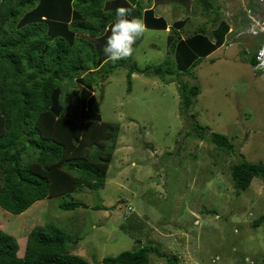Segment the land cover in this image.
<instances>
[{
  "label": "rangeland",
  "instance_id": "rangeland-1",
  "mask_svg": "<svg viewBox=\"0 0 264 264\" xmlns=\"http://www.w3.org/2000/svg\"><path fill=\"white\" fill-rule=\"evenodd\" d=\"M209 1L212 8L204 9L192 0L196 13L185 30L206 26L219 7L243 40L182 76L200 86L194 105L182 112L170 76L133 73L127 89V65L117 67L94 91L102 120L119 124L104 184L36 201L21 214L0 208L4 231L20 241L35 225L54 223L81 238L72 253L88 264L148 244L177 256L176 264H264V220L253 225L264 214V181L253 178L236 195L230 175L242 158L264 163V72L240 58L238 49L251 42L237 28L250 1L259 0ZM165 41V31L147 29L132 59L139 66L162 63ZM194 121L229 136L233 151L217 150L207 134L188 133ZM71 199L108 208L58 206ZM149 257L151 264H166L154 253Z\"/></svg>",
  "mask_w": 264,
  "mask_h": 264
},
{
  "label": "trees",
  "instance_id": "trees-1",
  "mask_svg": "<svg viewBox=\"0 0 264 264\" xmlns=\"http://www.w3.org/2000/svg\"><path fill=\"white\" fill-rule=\"evenodd\" d=\"M152 1L155 5L172 4L188 9L192 4V0ZM261 1H250L248 8L256 12L263 6ZM200 2L204 9L213 6L209 0ZM131 3L136 5L131 16L141 18L146 28L167 27L164 17L156 16L150 3L142 0ZM120 6H129V0H0V208L3 210L21 214L36 201L86 187L95 190L104 184L119 124L102 120L94 91L95 85H102L114 69L127 65V89L133 73L154 74L162 80L167 79L165 75L170 76L167 80H176L183 112L194 105L200 86L182 80V76L194 75L192 69L207 60V55L223 44H230L226 41L230 24L217 7L206 26L191 31L184 28L190 21L188 16L173 21L166 36V57L162 63L139 66L133 55L127 60L109 61L103 49ZM261 11L264 13L263 7ZM242 16L238 34L255 36L257 40L240 49L239 55L255 69L262 35H253L245 11ZM140 40L134 45L135 50ZM209 60L213 62L214 58ZM255 72L264 71L255 69ZM188 133L198 137L207 134L217 150L233 151L229 136L209 131L198 122L194 121ZM230 175L234 192L239 195L253 178L264 181V163L242 158L231 166ZM58 206L62 210L107 208L75 199L63 200ZM263 220L264 214L254 219L253 225L256 227ZM2 227L0 224V264H88L72 253L81 238L69 236L54 223L35 225L20 241ZM150 253L163 258L166 264L177 262V256L148 244L103 257L102 264H151Z\"/></svg>",
  "mask_w": 264,
  "mask_h": 264
},
{
  "label": "clouds",
  "instance_id": "clouds-1",
  "mask_svg": "<svg viewBox=\"0 0 264 264\" xmlns=\"http://www.w3.org/2000/svg\"><path fill=\"white\" fill-rule=\"evenodd\" d=\"M135 8L136 5L129 0V6H120L116 9L115 19L109 29L111 34L107 36L103 49L109 61L116 62L131 58L135 51L134 45L138 39L143 37L146 31L143 20L131 16ZM259 67H264V63Z\"/></svg>",
  "mask_w": 264,
  "mask_h": 264
},
{
  "label": "crops",
  "instance_id": "crops-1",
  "mask_svg": "<svg viewBox=\"0 0 264 264\" xmlns=\"http://www.w3.org/2000/svg\"><path fill=\"white\" fill-rule=\"evenodd\" d=\"M143 2H145V3H150L151 4V6H154V9H155V14H156V16H163L164 17V19L166 20V22H167V27L165 28V29H155V28H146V30L147 29H155V30H163V31H165V33H166V36H167V34H168V32L169 31H171L170 30V28H171V24L173 23V21H175V20H179V19H182V18H185V17H189V25L188 26H190L192 23H191V19H194V14H195V8H194V5L193 4H191L190 5V7H189V9L188 8H186V7H181V6H173L172 4H159V5H155L154 4V1H152V2H150V0H142ZM224 9L225 10H227L225 7H224ZM222 16H223V18H226L225 16H224V14H222ZM227 16V15H226ZM227 19V18H226ZM239 21H241V20H239ZM209 22V21H208ZM208 22H206V23H208ZM229 22V21H228ZM229 24H230V29H229V34L227 35V40L226 41H228V39H230L231 40V42H230V45L232 46L233 44L235 45L237 42L236 41H241V40H243V39H238V37L237 36H231V35H233V34H235V33H233V29H232V27H231V23L229 22ZM239 25V23L237 24V26ZM210 26V25H209ZM187 27V24L184 26V28H186ZM237 29V28H236ZM179 33H181V35H185V32H183V31H179ZM249 38V37H248ZM236 40V41H235ZM248 41V39H245V41ZM250 42H252V41H255V36H253V37H250ZM166 43V42H165ZM139 45V44H138ZM227 45H229V44H227ZM224 47H226V45L225 44H223L222 46H220V47H218L217 49H215L213 52H211L209 55H207L206 56V59H210V58H214V56L216 55V54H221V57H223V56H225V55H227V52H229V51H226L225 49H223ZM230 48V47H229ZM167 49V48H166ZM239 50L240 49H238V54H239ZM235 58H237V56L235 57ZM208 62H211V60H209ZM201 64V63H200ZM197 66H199V65H197ZM196 67V66H195ZM178 94V93H177ZM200 94V93H199ZM198 97V96H197ZM105 206V205H104ZM107 207V206H106ZM108 208V207H107Z\"/></svg>",
  "mask_w": 264,
  "mask_h": 264
},
{
  "label": "built area",
  "instance_id": "built-area-1",
  "mask_svg": "<svg viewBox=\"0 0 264 264\" xmlns=\"http://www.w3.org/2000/svg\"><path fill=\"white\" fill-rule=\"evenodd\" d=\"M247 10V17L249 19V31L253 35H262V42L256 53L257 63L255 69H261L264 71V67H259L262 63H264V13H262L261 11L262 7H260L259 10L257 9L256 12L255 10H252L250 8H248ZM128 209L131 208L128 207Z\"/></svg>",
  "mask_w": 264,
  "mask_h": 264
}]
</instances>
